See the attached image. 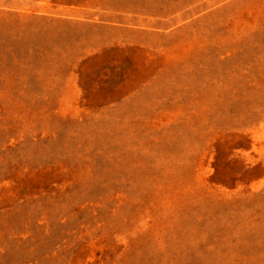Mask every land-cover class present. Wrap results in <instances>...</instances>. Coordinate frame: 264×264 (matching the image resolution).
<instances>
[{"label":"rangeland","instance_id":"374dc122","mask_svg":"<svg viewBox=\"0 0 264 264\" xmlns=\"http://www.w3.org/2000/svg\"><path fill=\"white\" fill-rule=\"evenodd\" d=\"M0 264H264V0H0Z\"/></svg>","mask_w":264,"mask_h":264}]
</instances>
